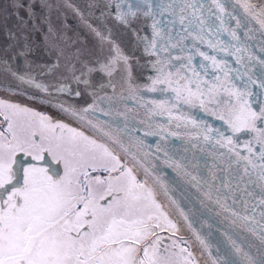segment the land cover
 <instances>
[{"label": "snow or ice", "instance_id": "snow-or-ice-1", "mask_svg": "<svg viewBox=\"0 0 264 264\" xmlns=\"http://www.w3.org/2000/svg\"><path fill=\"white\" fill-rule=\"evenodd\" d=\"M8 8L0 92L77 126L0 97V264H199L159 199L165 168L258 241L213 255L189 224L211 264H264V0Z\"/></svg>", "mask_w": 264, "mask_h": 264}, {"label": "water", "instance_id": "water-1", "mask_svg": "<svg viewBox=\"0 0 264 264\" xmlns=\"http://www.w3.org/2000/svg\"><path fill=\"white\" fill-rule=\"evenodd\" d=\"M74 2L81 3V0H74ZM8 4L9 0H0V45L4 42L5 23L9 27L14 23V17H9L5 20V17H8L9 12L11 11V9L8 8ZM67 23L69 36L75 38L78 35L80 40L84 42V46L88 48L93 47L95 41L85 29L79 26L78 21L71 13H68L67 15ZM226 38L227 37H225V39ZM35 39L40 41V34H36ZM40 58L41 57H37V59ZM196 62H199L198 57ZM19 65L20 61L17 60V70H20ZM0 81L12 83L14 87L16 86L15 82L11 81L9 77H5L3 74H0ZM23 87L29 94L36 96L39 95L35 90L27 86ZM196 115L208 119L211 123L217 126H223L220 121L208 117L206 114H202L199 110L196 111ZM101 119H103L102 116ZM146 139L149 143H155V138L147 137ZM164 173L163 180L169 185L170 191L167 196L162 192L160 196L183 225L186 232L185 236L193 240L200 252L203 253L202 255L208 264H211L208 256L209 250L202 249L201 245L196 240L192 229L188 227L189 224H191L192 228L196 230V233H198L199 236L210 245V251L213 255L215 254L217 247H230V238L237 243L241 242L242 237L246 238V242L251 241L253 243H258L255 238L243 229L239 222L234 224L232 222V217L229 214L224 213L217 205L208 201L202 193L192 187L183 176H178L173 170L167 168L164 169ZM169 197H171V199H169ZM172 200H175L176 204H173L171 202ZM181 209L188 216L187 220L180 215Z\"/></svg>", "mask_w": 264, "mask_h": 264}, {"label": "rangeland", "instance_id": "rangeland-1", "mask_svg": "<svg viewBox=\"0 0 264 264\" xmlns=\"http://www.w3.org/2000/svg\"><path fill=\"white\" fill-rule=\"evenodd\" d=\"M10 98H12V97H10ZM24 104V103H23ZM46 105V104H45ZM29 107H32V108H34V109H37L36 107H34V106H30V105H28ZM52 108V107H51ZM37 110H39V109H37ZM39 111H41V110H39ZM41 112H43V111H41ZM43 113H45V112H43ZM46 114H48V113H46ZM49 115V114H48ZM53 115V114H52ZM52 117V116H51ZM53 119H55V118H53ZM70 119V118H69ZM69 119H67V116H66V118L65 117H60V119L59 120H61V121H63V122H66V123H69L70 125H72V126H77L76 125V123L72 120V121H70ZM55 120H58V119H55ZM159 199H160V201L161 202H163L164 203V205H165V208H166V211H167V213H168V215H169V218L174 222V223H176V225H177V227H178V229H179V233H178V235L179 236H181L184 240H186V241H188V243L191 245V250H193L194 251V253H195V255L197 256V258H198V260H199V264H208L207 263V261L205 260V258L203 257V255H202V253L200 252V250L198 249V247L196 246V244L193 242V240L191 239V238H188V237H186L185 235H186V232H185V229H184V227H183V225L181 224V222L179 221V219L173 214V212L170 210V208L166 205V203L164 202V200L161 198V196H159ZM166 235V234H165Z\"/></svg>", "mask_w": 264, "mask_h": 264}, {"label": "flooded vegetation", "instance_id": "flooded-vegetation-1", "mask_svg": "<svg viewBox=\"0 0 264 264\" xmlns=\"http://www.w3.org/2000/svg\"><path fill=\"white\" fill-rule=\"evenodd\" d=\"M0 97L10 99V101H13V102H19L23 106H28V105L34 106L37 109H39L45 113H48L50 116H52L53 118L58 119V120L60 119V117L66 118L65 115L61 114L57 110H55L49 106H46L45 104H42L36 100L29 99L23 95H11L10 96L6 91H4V92H0ZM10 97H12V98H10ZM67 119H69V118L67 117ZM69 120L72 121L71 119H69ZM165 234L167 235V232Z\"/></svg>", "mask_w": 264, "mask_h": 264}]
</instances>
